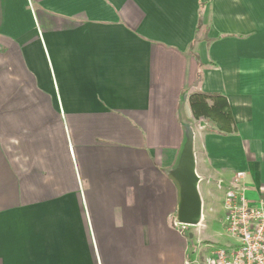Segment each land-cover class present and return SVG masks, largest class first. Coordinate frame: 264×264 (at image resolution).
<instances>
[{
    "label": "crops",
    "instance_id": "0c3cea01",
    "mask_svg": "<svg viewBox=\"0 0 264 264\" xmlns=\"http://www.w3.org/2000/svg\"><path fill=\"white\" fill-rule=\"evenodd\" d=\"M198 81L232 133L194 119ZM187 124L194 233L172 176ZM241 171L257 202L264 0H0V264H205L207 207Z\"/></svg>",
    "mask_w": 264,
    "mask_h": 264
},
{
    "label": "built area",
    "instance_id": "2783aa9c",
    "mask_svg": "<svg viewBox=\"0 0 264 264\" xmlns=\"http://www.w3.org/2000/svg\"><path fill=\"white\" fill-rule=\"evenodd\" d=\"M246 178V172L235 174L223 203L222 224L235 241L232 249L214 250L205 264H264V197L257 202L246 198Z\"/></svg>",
    "mask_w": 264,
    "mask_h": 264
},
{
    "label": "water",
    "instance_id": "95a60500",
    "mask_svg": "<svg viewBox=\"0 0 264 264\" xmlns=\"http://www.w3.org/2000/svg\"><path fill=\"white\" fill-rule=\"evenodd\" d=\"M199 81L189 90L188 96L196 93ZM187 111L191 116L189 107ZM207 124L202 122L201 126ZM186 140L183 146L179 162L172 171V176L180 187V205L177 213L179 224L186 227H197L203 217V202L199 191L201 178L197 175V165L194 154V133L192 127L186 126ZM190 237H193L191 235Z\"/></svg>",
    "mask_w": 264,
    "mask_h": 264
},
{
    "label": "trees",
    "instance_id": "16d2710c",
    "mask_svg": "<svg viewBox=\"0 0 264 264\" xmlns=\"http://www.w3.org/2000/svg\"><path fill=\"white\" fill-rule=\"evenodd\" d=\"M201 24L199 22L197 32ZM191 112L195 120L201 119L213 122L222 134L235 130V122L227 99L219 94L195 93L189 99Z\"/></svg>",
    "mask_w": 264,
    "mask_h": 264
},
{
    "label": "rangeland",
    "instance_id": "374dc122",
    "mask_svg": "<svg viewBox=\"0 0 264 264\" xmlns=\"http://www.w3.org/2000/svg\"><path fill=\"white\" fill-rule=\"evenodd\" d=\"M203 187L205 188L206 186L203 185ZM212 189L207 188L205 192L206 194H209V197L211 195H215L213 194L214 189L213 190ZM216 196L218 200H216V198H213V201H215L214 203H215L216 209L214 208L211 209V207L209 206L207 207V210H206L207 220L205 221V226L201 229L203 232V239H204L203 241L205 242L203 245H207L204 248V250L206 249L204 252L206 255L210 253L211 250H217L220 248L231 250L235 242L230 237V235L225 231L221 223L225 216V212L222 210V202L219 196L217 194ZM190 229H191V233H194L195 231H197L195 228H192V227ZM195 241H197V238L195 239Z\"/></svg>",
    "mask_w": 264,
    "mask_h": 264
}]
</instances>
